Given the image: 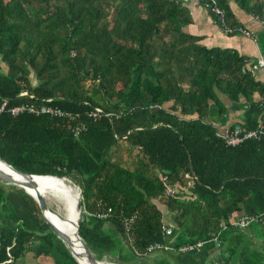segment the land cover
Wrapping results in <instances>:
<instances>
[{"label": "trees", "instance_id": "16d2710c", "mask_svg": "<svg viewBox=\"0 0 264 264\" xmlns=\"http://www.w3.org/2000/svg\"><path fill=\"white\" fill-rule=\"evenodd\" d=\"M214 1L223 19L210 0L194 4L229 35L244 28L230 1L264 19V0ZM191 22L183 0H0V158L79 186L78 232L97 259L131 264L165 253L157 264H264V80L242 71L249 58L235 48L185 31ZM224 96L243 101L238 123L260 128L258 139L229 146L215 135L211 116L225 118ZM31 104L69 111L85 129L75 135L63 117L10 111ZM95 106L97 119L88 115ZM187 173L192 187L164 194L167 184L185 185ZM154 199L173 214L170 234ZM98 202L110 208L107 218L94 215ZM134 213L125 230L122 218ZM239 214L261 217L260 240L248 236L253 224H231ZM197 240V251L177 249ZM33 241L36 254L78 264L35 199L0 182V264H19ZM154 242L167 248L149 252Z\"/></svg>", "mask_w": 264, "mask_h": 264}, {"label": "built area", "instance_id": "2783aa9c", "mask_svg": "<svg viewBox=\"0 0 264 264\" xmlns=\"http://www.w3.org/2000/svg\"><path fill=\"white\" fill-rule=\"evenodd\" d=\"M185 3L192 2V3H199V0H183ZM211 3V11H213L220 19H223V11L215 4L214 0H210ZM253 21L264 23V19H259L257 16H253ZM226 32L231 31L230 28H225ZM239 32L246 36L252 37L253 32L245 29V28H239ZM253 38V37H252ZM254 39V38H253ZM256 65L258 68H260L263 73H264V58L259 57L256 60ZM242 71H248L252 75H255V69L254 68H249L247 65L242 67ZM264 80V78H263ZM260 106L264 111V97L261 98L260 100ZM30 111V112H36V113H46L51 116H56V117H63L67 120L68 124L70 123L71 125V130L75 135H79V133L85 129V124L84 123H76L72 124V121L76 119L77 115H74L73 113L69 111H65L60 109L59 107H54L46 104H42L40 106H34V105H18L15 107H12L10 109L12 114H19L22 113L23 111ZM103 114V111L100 107H93L92 110L88 113L89 116H91L93 119H97L100 117V115ZM105 115H109L108 113H105ZM216 130H215V135L218 136L226 145L229 146H235L238 145L248 139H258L259 137V132H261L260 128L256 129H250L247 128L246 126L240 124V123H233V124H227V125H214ZM186 178V184L181 185L180 187L176 188L173 185L167 184L164 187V194L165 195H174L177 192V189L180 188V193L185 192L188 188L192 187L194 184V179L192 177L191 173H187L185 175ZM165 180V179H164ZM97 210L95 211L94 215L100 219L107 218L109 216V211L110 208H106L103 206L101 202L97 203ZM136 217V214H132L131 216H125L122 218V224L125 230H129L130 224L133 222V219ZM261 217L259 215H248V214H239L236 216L234 219H232L230 222L232 225H235L239 228H246L248 226H251L252 224L260 222ZM161 230L162 232H165L166 234L171 233V227L169 223L163 222L161 224ZM213 240L216 242V248H219L221 245V242L217 239V236L213 237ZM204 243L203 240H197L193 242H187L184 244H181L178 246V250L181 252H186V251H193V250H199V248L202 246ZM167 246L161 243L154 242L150 244L147 247V250L149 252L159 250V249H166ZM174 264V263H171Z\"/></svg>", "mask_w": 264, "mask_h": 264}, {"label": "crops", "instance_id": "0c3cea01", "mask_svg": "<svg viewBox=\"0 0 264 264\" xmlns=\"http://www.w3.org/2000/svg\"><path fill=\"white\" fill-rule=\"evenodd\" d=\"M231 8L234 14L239 18L242 22L245 29H248L253 32L252 37L246 36L240 32V34L229 35L225 32L220 25H218L212 16L206 11L205 7L200 4H194L192 2L187 3V7L191 11L192 22L186 27L187 31L191 33L198 34L202 36L201 43L207 46H221V47H232L235 48L240 54L247 56L249 59L247 61V66L249 68L255 69V78L263 80L264 73L263 71L257 67L256 60L259 57L264 58V47L257 44V34L260 33L264 36V23L253 21L251 15L244 13L239 9L234 2L230 1ZM256 37V38H255ZM227 102L226 112L228 111V115L231 117L226 121L225 119H221L218 121V125H227L237 123L242 114V103L241 100L240 105L235 104L232 101L226 100L224 98V102ZM244 104V103H243ZM241 109V110H240ZM227 116V115H226ZM217 123V122H216ZM166 223H169L167 219ZM261 221V220H260ZM260 223V222H259ZM259 223L255 224V227L252 226L249 229L248 236L255 240H260L263 233ZM111 224H107L106 228L112 229ZM245 231V229H244ZM34 254V253H33ZM106 254V253H105ZM152 254V253H151ZM24 255V254H23ZM113 257V256H111ZM22 261L18 260L19 264H57L50 256L44 254L33 255V258L23 259Z\"/></svg>", "mask_w": 264, "mask_h": 264}, {"label": "water", "instance_id": "95a60500", "mask_svg": "<svg viewBox=\"0 0 264 264\" xmlns=\"http://www.w3.org/2000/svg\"><path fill=\"white\" fill-rule=\"evenodd\" d=\"M0 162L4 165H6L8 168H10L15 174L18 176H12L8 172L6 173L3 169L0 168V182L4 184H13V185H18L24 190L31 195L35 201L37 202L40 212L42 214L43 219L49 226V229L54 232L65 245L69 249L72 257L76 260L78 264H82L79 260V257L85 258L86 262L89 264H102V260L97 259L93 253L89 250V248L86 246L84 241L79 235L78 229H79V224L81 221V213H82V208H81V191L79 189V186L72 182L70 179L66 177H60V176H54V175H38V174H29L23 171H20L13 167L11 164L6 162L5 160L0 158ZM59 177L68 180L72 184H74L78 190H77V202H76V207H77V213H78V219L76 221L75 225V236L68 235L64 228H61L55 222H52L49 220L47 216V212H50L46 198L41 194L39 190V186L37 182L35 181L36 177ZM32 191V192H31ZM60 218H62L60 215H58ZM80 244V247H76V244ZM78 250V251H77Z\"/></svg>", "mask_w": 264, "mask_h": 264}, {"label": "bare ground", "instance_id": "6f19581e", "mask_svg": "<svg viewBox=\"0 0 264 264\" xmlns=\"http://www.w3.org/2000/svg\"><path fill=\"white\" fill-rule=\"evenodd\" d=\"M0 168L6 173L8 172L12 176H18L10 168L0 162ZM35 181L39 186L41 194L47 199L54 198L60 205H62L64 212L61 213L59 210H50L47 212L49 220L55 222L61 228H64L65 232L72 236H75L74 230L76 221L78 219L77 213V191L75 185L66 179L59 177H36ZM32 192V191H31ZM58 204V205H59ZM61 207V206H60ZM60 215L62 218H60ZM76 247H80V244H76ZM78 251V250H77ZM82 264H89L86 262L85 258L79 257ZM103 261V260H102ZM102 264H116L113 262L103 261Z\"/></svg>", "mask_w": 264, "mask_h": 264}, {"label": "rangeland", "instance_id": "374dc122", "mask_svg": "<svg viewBox=\"0 0 264 264\" xmlns=\"http://www.w3.org/2000/svg\"><path fill=\"white\" fill-rule=\"evenodd\" d=\"M188 3H190V2H188ZM185 31H187V29L185 28ZM188 32V31H187ZM238 34H240V33H238ZM256 38V37H255ZM257 44L258 45H260L261 46V50H262V47H264V36L262 35V34H260V33H258L257 34ZM31 77H33L32 75H31ZM117 90V89H116ZM114 95V94H113ZM112 95V96H113ZM224 98L226 99V100H228L229 98L227 97V96H224V97H222L221 98V100H222V102H223V104L225 105L227 102L225 101L224 102ZM229 101H231L230 99H229ZM243 104V103H242ZM240 105V104H239ZM226 106V105H225ZM241 106V105H240ZM243 106L244 105H242L241 107V109H243ZM240 109V110H241ZM227 115V116H226ZM219 118H221V119H225L226 121H229L228 119H230L231 117L228 115V111L225 113V118L224 117H220L219 116V113L217 112V111H215L214 113H213V115L211 116V119L212 120H214L215 122H217V123H219L218 121H220V120H217V119H219ZM125 156L126 157H122L124 160H126V165H130V166H134L135 164H136V160H135V158L134 157H132V154H125ZM74 185V184H73ZM76 187V186H75ZM76 189V191L78 190V188L76 187L75 188ZM46 201H47V203L49 204V206H51V207H53L54 209H56L57 211L59 210L61 213H63L64 212V209H63V207H62V205H60L54 198H52L51 196H50V198H47L46 199ZM153 202L157 205V206H159V208H160V210H162V212H163V216H162V219H163V221L164 222H166V220L165 219H167L168 220V222L169 223H171V221H172V217H173V214H172V212H168V211H166V207L164 206V205H162V204H160L158 201H157V199L155 200H153ZM59 204V205H58ZM61 206V207H60ZM255 227V224L254 225H252V228H254ZM35 246H36V242L35 241H33L32 242V244H30V247H27V249H26V251H25V253H24V255H22L21 257H20V260L22 261V257H24L23 259H27V258H33V255L35 254V255H37L36 254V252H35ZM34 253V254H33ZM99 257H101V259H99V260H103V261H107V262H113V263H116V264H119L120 262L117 260V258L115 257V256H113V257H111L110 255H108V254H102V255H100ZM156 257H163V258H166V254L165 253H152V254H148V255H146L144 258H140V259H134L135 261L133 262V263H131V264H157V261H156ZM19 260V261H20Z\"/></svg>", "mask_w": 264, "mask_h": 264}, {"label": "clouds", "instance_id": "9594fccd", "mask_svg": "<svg viewBox=\"0 0 264 264\" xmlns=\"http://www.w3.org/2000/svg\"><path fill=\"white\" fill-rule=\"evenodd\" d=\"M253 17V16H252ZM216 125H218V123H215ZM221 126V125H220ZM254 225V224H253Z\"/></svg>", "mask_w": 264, "mask_h": 264}]
</instances>
